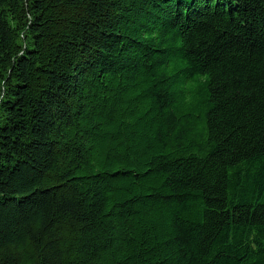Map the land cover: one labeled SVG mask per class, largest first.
<instances>
[{
	"label": "trees",
	"instance_id": "obj_1",
	"mask_svg": "<svg viewBox=\"0 0 264 264\" xmlns=\"http://www.w3.org/2000/svg\"><path fill=\"white\" fill-rule=\"evenodd\" d=\"M0 264H264V0H0Z\"/></svg>",
	"mask_w": 264,
	"mask_h": 264
}]
</instances>
